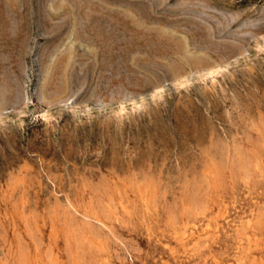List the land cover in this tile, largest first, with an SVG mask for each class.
<instances>
[{"label": "rangeland", "instance_id": "obj_1", "mask_svg": "<svg viewBox=\"0 0 264 264\" xmlns=\"http://www.w3.org/2000/svg\"><path fill=\"white\" fill-rule=\"evenodd\" d=\"M0 264H264V0H0Z\"/></svg>", "mask_w": 264, "mask_h": 264}]
</instances>
